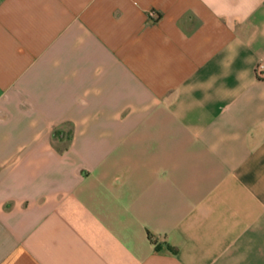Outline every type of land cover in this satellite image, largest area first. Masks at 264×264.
Instances as JSON below:
<instances>
[{
  "label": "crops",
  "instance_id": "0c3cea01",
  "mask_svg": "<svg viewBox=\"0 0 264 264\" xmlns=\"http://www.w3.org/2000/svg\"><path fill=\"white\" fill-rule=\"evenodd\" d=\"M264 0H0V264H264Z\"/></svg>",
  "mask_w": 264,
  "mask_h": 264
},
{
  "label": "built area",
  "instance_id": "2783aa9c",
  "mask_svg": "<svg viewBox=\"0 0 264 264\" xmlns=\"http://www.w3.org/2000/svg\"><path fill=\"white\" fill-rule=\"evenodd\" d=\"M256 72L260 76L264 74V64L263 63H258V65L256 66Z\"/></svg>",
  "mask_w": 264,
  "mask_h": 264
}]
</instances>
